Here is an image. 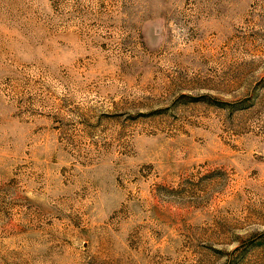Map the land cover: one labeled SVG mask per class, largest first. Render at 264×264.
<instances>
[{
	"label": "rangeland",
	"instance_id": "obj_1",
	"mask_svg": "<svg viewBox=\"0 0 264 264\" xmlns=\"http://www.w3.org/2000/svg\"><path fill=\"white\" fill-rule=\"evenodd\" d=\"M0 264H264V0H0Z\"/></svg>",
	"mask_w": 264,
	"mask_h": 264
}]
</instances>
